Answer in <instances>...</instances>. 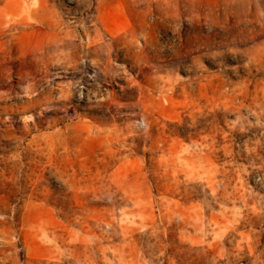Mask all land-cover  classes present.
<instances>
[{
  "label": "rangeland",
  "instance_id": "obj_1",
  "mask_svg": "<svg viewBox=\"0 0 264 264\" xmlns=\"http://www.w3.org/2000/svg\"><path fill=\"white\" fill-rule=\"evenodd\" d=\"M0 264H264V0H0Z\"/></svg>",
  "mask_w": 264,
  "mask_h": 264
}]
</instances>
